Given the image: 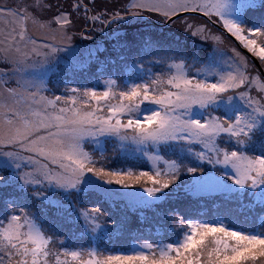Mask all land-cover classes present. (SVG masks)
<instances>
[{
	"label": "snow or ice",
	"instance_id": "6c2138e0",
	"mask_svg": "<svg viewBox=\"0 0 264 264\" xmlns=\"http://www.w3.org/2000/svg\"><path fill=\"white\" fill-rule=\"evenodd\" d=\"M0 264H264V0H0Z\"/></svg>",
	"mask_w": 264,
	"mask_h": 264
}]
</instances>
